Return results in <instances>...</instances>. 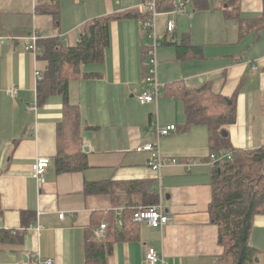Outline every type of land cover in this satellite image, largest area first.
Masks as SVG:
<instances>
[{
	"label": "crops",
	"instance_id": "obj_1",
	"mask_svg": "<svg viewBox=\"0 0 264 264\" xmlns=\"http://www.w3.org/2000/svg\"><path fill=\"white\" fill-rule=\"evenodd\" d=\"M145 1L0 0V264H35L38 256L52 264H85L87 230L95 235L101 223L110 222L126 237L114 243L106 264H147L149 246L166 264H228L220 258L218 229L208 213L214 162L209 127L183 129L180 88L205 85L233 104L235 120L221 130L233 147L264 144V0H186V13L175 17L172 32L166 29L168 15H159V95L141 103L137 96L150 89L146 33L136 17L118 15L137 12ZM158 1L161 9L169 2ZM104 15L113 17L103 60L81 65L68 87V101L79 113V142L70 136L66 151L79 155L80 148L87 166L58 173L64 99L59 93L38 98L35 72L43 74L46 62L25 49L22 37L36 31L42 40L58 38L71 46L84 23ZM176 44L188 48L181 57ZM11 86L14 95L7 93ZM153 116L161 126H176L159 139L165 160L160 180L147 164L149 153L135 149L155 139ZM38 157L49 159L42 184L31 173ZM87 182L110 186L103 193L86 192ZM151 194L169 216L162 230L124 225L123 213L115 215L113 208L145 203ZM248 240L257 250L249 264H264V213L253 218Z\"/></svg>",
	"mask_w": 264,
	"mask_h": 264
},
{
	"label": "trees",
	"instance_id": "obj_2",
	"mask_svg": "<svg viewBox=\"0 0 264 264\" xmlns=\"http://www.w3.org/2000/svg\"><path fill=\"white\" fill-rule=\"evenodd\" d=\"M228 5H234L237 0H225ZM169 0L165 9L170 7ZM130 10L119 14L123 17H136L141 20L145 14ZM113 16L104 15L92 18L81 27L79 40L71 46L64 45L58 38H39L36 52L39 59L46 62L45 70L37 83V96L45 99L47 96L59 93L64 99V116L57 124V142L59 150L55 157L57 172L80 170L87 166L85 156L79 148V155L70 154L71 136L79 142V113L75 105L68 101L69 80L78 75L81 65L96 63L103 60L104 50L109 44V21ZM162 43V40H160ZM177 45V54L183 56L188 48ZM161 46V44H160ZM159 46V47H160ZM144 56L145 46H144ZM147 75V62H146ZM146 77V76H145ZM179 87L181 84L176 83ZM179 89V88H178ZM180 96L184 103L186 121L183 129L190 125L204 123L209 127L210 154L230 153L231 158L213 162L211 172V199L208 213L211 222L218 229V243L223 251L220 256L228 264H249L256 257L257 250L249 243V232L253 218L264 213V144L253 149L233 147L227 135L221 130L224 125L235 120V108L232 103L220 95L213 94L203 85L196 90H188L181 86ZM210 156V155H209ZM109 183L87 182L85 191L103 193ZM158 202L156 194H151L144 203L128 202L124 208L123 224L135 225L130 219L132 207L151 205ZM123 225V226H124ZM126 237V232L120 230L115 223L106 224L103 238L96 237L93 231L86 232L84 258L85 264H106L117 240Z\"/></svg>",
	"mask_w": 264,
	"mask_h": 264
},
{
	"label": "built area",
	"instance_id": "obj_3",
	"mask_svg": "<svg viewBox=\"0 0 264 264\" xmlns=\"http://www.w3.org/2000/svg\"><path fill=\"white\" fill-rule=\"evenodd\" d=\"M139 10L145 14L141 19L140 23L142 28L146 31L147 41L145 43V54L147 59V75L146 81L150 86V91L143 92L138 96V100L142 103L156 101L158 96V88L160 83L157 78V50L161 44L159 40L158 30H157V18L159 15H168L166 21V29L168 32L175 28V17L181 15L185 12V0H171L170 7L167 10L160 11L158 8L157 0H149L142 2L139 6ZM0 38H2L0 34ZM39 39V35L36 32L31 33L28 36H24L23 40L26 44L27 50H36V43ZM35 75L39 78V72L36 71ZM9 95L16 94V88L10 87L7 89ZM151 127L155 132V139L150 142L136 146L137 151H147L149 153V159L147 161L148 166L159 173L162 167L165 165V161L161 156L159 148V138L163 135H167L170 132L176 130L174 124H167L165 126H160L157 117L152 118ZM210 158L214 161L222 160L225 158H231L230 153H222L219 155L211 153ZM49 164V159L46 157H38L32 164V177L36 180L38 184L44 183L45 170ZM130 219L132 222L146 223L147 225L162 230L163 226L169 221V216L163 209L160 203L152 205H138L131 208ZM115 215L120 216L124 208L115 207L113 208ZM59 218H63V213L58 214ZM106 229V223H101L95 230L96 237H104ZM144 260L147 264H166L162 255L157 252V250L149 246L145 249ZM53 261L50 258L37 257L35 259V264H52Z\"/></svg>",
	"mask_w": 264,
	"mask_h": 264
},
{
	"label": "bare ground",
	"instance_id": "obj_4",
	"mask_svg": "<svg viewBox=\"0 0 264 264\" xmlns=\"http://www.w3.org/2000/svg\"><path fill=\"white\" fill-rule=\"evenodd\" d=\"M147 1H149V0H147ZM146 2V1H145ZM142 3V2H141ZM140 3V4H141ZM185 3H186V0H185ZM139 4V5H140ZM138 5V6H139ZM137 6V8H138V10H139V7ZM185 8V7H184ZM140 11V10H139ZM141 12V11H140ZM143 13V12H142ZM186 13V10H185V12L183 13V14H185ZM183 14H181V15H183ZM141 21V20H140ZM142 27V26H141ZM144 30V29H143ZM145 31V30H144ZM168 31V30H167ZM173 31V30H172ZM172 31H170V32H172ZM33 32H36V31H32L31 33H33ZM31 33H29V34H27V35H25V36H28V35H30ZM37 34H38V32H36ZM145 33H146V31H145ZM39 35V34H38ZM2 36V35H1ZM24 37V36H23ZM23 37H22V40H23ZM39 38H40V36H39ZM0 39H3V36H2V38H0ZM39 40V39H38ZM37 40V41H38ZM159 40H161V38H159ZM24 41V40H23ZM25 42V41H24ZM146 43V42H145ZM144 46H145V44H144ZM25 49H26V44H25ZM27 50V49H26ZM38 50H39V48L37 47V43H36V50L35 51H33V50H28V51H32L33 53H36V52H38ZM35 77H36V79H37V81L40 79V77H41V73L39 72V78L35 75ZM145 80H146V77H145ZM159 81V80H158ZM148 83V82H147ZM160 83V82H159ZM149 85V84H148ZM11 87H13V86H11ZM150 87V86H149ZM160 87V86H159ZM16 88V87H15ZM9 89V88H8ZM148 91H150V89L148 90ZM148 91H145V92H148ZM16 92H17V90H16ZM141 95V94H140ZM159 95V94H158ZM139 96V95H138ZM138 96H137V99H138ZM157 100V99H156ZM139 101V100H138ZM140 102V101H139ZM152 102H154V101H152ZM142 103V102H141ZM144 103H148V102H144ZM154 117V116H153ZM152 117V118H153ZM157 117V116H156ZM158 121V120H157ZM151 122H152V119H151ZM175 125V124H174ZM161 126V125H160ZM163 126H165V125H163ZM171 133V132H170ZM168 135V134H167ZM163 136H165V135H163ZM162 137V136H161ZM160 139V138H159ZM141 145V144H140ZM136 148V147H135ZM160 148V147H159ZM222 153H225V152H222ZM222 153H220V154H222ZM213 154H215V153H213ZM211 155V154H210ZM217 155V154H216ZM219 155V154H218ZM210 157V156H209ZM211 159V158H210ZM212 160V159H211ZM35 161V160H34ZM165 161V160H164ZM215 161V160H214ZM33 164V163H32ZM32 170V169H31ZM31 173H32V171H31ZM157 174H159V173H157ZM160 178H161V176H160V174L158 175V177H157V179L158 180H160ZM157 203H160L161 204V201H160V198L158 199V202ZM156 203V204H157ZM152 205V204H151ZM162 205V204H161ZM162 207H163V205H162ZM163 209H164V207H163ZM165 210V209H164ZM165 212L167 213V211L165 210ZM168 214V213H167ZM167 224V223H166ZM149 226V225H148ZM96 236V235H95Z\"/></svg>",
	"mask_w": 264,
	"mask_h": 264
},
{
	"label": "water",
	"instance_id": "obj_5",
	"mask_svg": "<svg viewBox=\"0 0 264 264\" xmlns=\"http://www.w3.org/2000/svg\"><path fill=\"white\" fill-rule=\"evenodd\" d=\"M221 133H222L223 135H225V132H224V131H221ZM84 150H87V147H84ZM256 260H257V258H256Z\"/></svg>",
	"mask_w": 264,
	"mask_h": 264
}]
</instances>
